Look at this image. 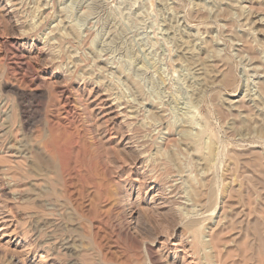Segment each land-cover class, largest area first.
Returning a JSON list of instances; mask_svg holds the SVG:
<instances>
[{
	"label": "rangeland",
	"instance_id": "374dc122",
	"mask_svg": "<svg viewBox=\"0 0 264 264\" xmlns=\"http://www.w3.org/2000/svg\"><path fill=\"white\" fill-rule=\"evenodd\" d=\"M263 245L264 0H0V264H264Z\"/></svg>",
	"mask_w": 264,
	"mask_h": 264
},
{
	"label": "bare ground",
	"instance_id": "6f19581e",
	"mask_svg": "<svg viewBox=\"0 0 264 264\" xmlns=\"http://www.w3.org/2000/svg\"><path fill=\"white\" fill-rule=\"evenodd\" d=\"M50 136L49 139H47V141L43 145L41 156H39V162L41 165H44L46 168L53 169L56 172L55 174L57 176V179L61 178L62 187L66 188L68 187L67 179L70 176L69 174L70 170L68 169V166L65 161V154H66L65 151L67 149L65 150L63 147H62L63 149L60 148L59 146H57L58 144L53 142V140L50 141V139L52 138V137L50 138ZM46 138H48V136ZM44 188H48V187L45 185ZM49 188H52V186H50ZM67 245H68V241L63 240L62 242H60V248L61 247L64 249L68 248Z\"/></svg>",
	"mask_w": 264,
	"mask_h": 264
}]
</instances>
